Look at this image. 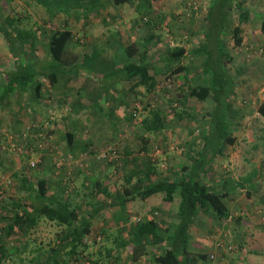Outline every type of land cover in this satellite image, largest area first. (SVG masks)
<instances>
[{"label": "trees", "instance_id": "1", "mask_svg": "<svg viewBox=\"0 0 264 264\" xmlns=\"http://www.w3.org/2000/svg\"><path fill=\"white\" fill-rule=\"evenodd\" d=\"M29 1L30 6L35 9H43L45 15L50 18L46 24L55 20L58 16H64L66 23L62 29L50 33L48 51L46 52L42 51L43 48L41 49L40 37L38 36L41 28H34L37 24L30 28H21L23 22L29 18L24 15L22 18L14 15L12 17L8 16L3 22H0V35L14 59L13 69L4 70L6 84L5 91L0 97V111L2 106H10L11 98L16 95L24 96L28 94L31 101L40 103L44 99V87L47 86L49 89L54 90L59 89L62 80H66L65 84H67L70 83L69 80L72 77H82L83 66L81 65H92L93 61L98 59L100 53L97 48L94 50L92 48L91 54L85 55L83 59L78 54L76 47L81 46V43L75 41V33L70 25L74 19L76 20L74 17L76 10L83 9L87 11V16L97 18L110 7L118 8L128 5L131 8L134 7L136 13L141 17L139 22L144 24L143 26L152 27L153 29L158 26H165L169 27L170 30L172 29L171 31L174 28L175 17L166 14L161 7L165 0H66L67 2L64 5H68V8L63 6L62 2L64 0ZM232 14H235L238 18V26L231 28L234 46L241 48L244 45L243 24L249 20L251 14L237 0H213L205 21L204 42L191 54V56L202 59L203 67L202 72L199 74L207 77L208 82L196 86L183 83L176 101L173 102L179 106L177 107L178 110H174L177 112L183 108H188V103L191 100L207 105V107L204 106V108L206 107L205 110L208 108L203 115V118L208 121V126L203 131L201 146L196 152L186 153L187 165L181 167L175 177H168L159 173L158 161L150 154L149 147L160 139V144L157 142L159 146L167 143L164 132L169 127L168 114L157 109L149 110L148 117L141 123L142 133L136 137L137 146L135 149L131 150L125 145L119 147L118 154L124 153L123 156L126 157L124 164L131 165L133 169L128 177L117 178L112 181L117 191L112 194L109 184H103L104 180H109L106 177L102 179L94 177V182L91 180L94 188L91 197L95 200L98 194L103 195L105 202H96L93 205L92 202L88 204L82 201L72 207L71 199L68 196L70 191L67 189L71 184L72 176L70 180L65 176V180L59 186L62 190V193L59 194L52 193V183L47 179L29 182L23 178L19 181L22 190L30 191L28 194L31 196V203H27L26 200L22 199L13 203V208L10 210L7 207H2L4 212L1 214L0 219L3 221L4 226L0 230V264H4L3 259L7 258L4 257V237L6 239L13 238L18 231L24 235L23 237H27L31 231H36L39 225L45 221L55 224L61 229L57 235V241H60H58L57 247L52 249L48 260L40 264H72L73 262H79V264H86V262H90V264H110L111 258L113 259L111 264H113L116 260L115 254L108 247L105 248L107 254L104 256L107 260H104L101 256H94L89 251L96 244L104 247V244L110 242V233L107 229H94V219L102 211H108L114 207L124 210L130 203L145 201L156 196H162L163 201L169 204H174L176 200L179 201V225L173 231H165L168 234L166 240H157L158 243L167 241L169 249L165 254L155 257L152 260L153 264L211 263L209 255L189 251L188 242L191 229L195 226L199 228L198 225L205 218L210 221L214 220L216 223L220 221L240 223L242 220L233 217L231 213V204L236 200L237 188L232 186L233 179L230 175L226 174L220 188L209 183V180H211L210 175L220 165L218 161L228 159L230 154L228 148H234L237 144V138L232 133L239 115V112L233 111V106L236 103L235 97L237 96L235 91L236 81L229 73L228 66L231 56L227 52L226 42L223 38L229 17ZM83 17L85 16L83 15ZM106 31L111 33L110 29ZM157 38L161 40L159 35L157 37L149 35L142 39V42H133L128 46L122 45V50L118 55L123 54V56H126V61L117 62L115 65L117 69L109 75L99 77L101 78L99 80H103L106 84L105 87L108 89L107 83H105L107 80H104L107 76L115 78L113 80H119L117 77L123 76L124 82L133 84L128 96L131 98L136 97L135 100L143 105L141 100L153 96L161 84L157 76L159 72L155 69L156 62H152L149 58L150 46L154 45ZM101 50L105 51L104 48ZM26 55H31L34 59L24 60L22 56ZM187 57L184 48L174 47L167 50L160 58V62L167 65V71L169 72L165 75L166 80H173L187 71L186 67L182 65ZM118 58L120 57L118 56ZM92 70V67H90V71ZM242 73L238 76L241 77ZM139 89H143L145 92L141 93ZM19 97L21 98V96ZM101 98L103 100V97ZM103 102L108 104L107 96ZM150 106L151 103H147L148 109ZM141 107L145 109L146 106ZM96 108L100 113L103 112L100 104ZM258 113L264 119V103L258 108ZM109 115L114 116L115 111L111 110ZM48 117V120L38 123L40 128L35 131L36 135L42 136L44 140L53 134L51 127L50 129L46 128L51 115ZM126 117L124 120L131 124L136 118V114L130 113ZM62 120L66 119L63 118ZM56 122L58 120L55 117L51 122V126L56 125ZM62 135V140L68 143L69 148H73L75 135L69 132H64ZM89 147V150H87L92 153V148ZM226 149L227 152H225ZM42 151H45V149ZM39 163H37V167ZM122 180L127 182L126 186L123 185V190L118 187ZM135 180L136 183L133 186ZM261 181H264L262 176ZM260 183V181L249 182L248 197L251 195L250 192L255 191ZM72 184L74 185L73 179ZM0 191L4 192L2 186ZM5 200L4 193L0 194V202ZM259 204L264 206V201H260ZM5 211L7 212L5 213ZM160 227L161 225L155 219L138 220L130 227L129 240L124 242L118 249L120 251L129 249V262L140 264V261L149 255L150 237L155 238L157 231L161 229ZM62 257H66V260L60 263L59 259ZM116 261L118 262V260ZM36 264H39V262H36Z\"/></svg>", "mask_w": 264, "mask_h": 264}, {"label": "rangeland", "instance_id": "2", "mask_svg": "<svg viewBox=\"0 0 264 264\" xmlns=\"http://www.w3.org/2000/svg\"><path fill=\"white\" fill-rule=\"evenodd\" d=\"M66 2L67 1L64 0L62 3L63 6L68 8V5H64ZM68 2L70 3V1ZM209 2L210 0H165L161 4V7L166 14L175 17L173 31L165 26L159 27L158 30L152 27H143V25L139 28L130 27V24H134V22L139 19V16H137L136 11L131 8V6L126 5L118 8H109V14L115 15V17H121L123 14L124 17L121 20L118 18H116L115 21L113 20L114 25L111 28V34L106 31L110 29L108 24L111 23V21L87 16V11L83 9L76 10L74 14L76 20L74 19L72 23H70L75 33V41L81 43L80 45L82 46L76 47V49L78 50L80 58L83 59L85 55L91 54L92 48L93 50L97 48L100 54L98 59H95V61H93L94 63L91 64L94 65L96 63L99 65L98 68L101 69L102 66L116 65L117 62L126 59V56H123V54L114 56V53L118 52L119 49L116 40L121 38V40L124 41L126 35H131L132 39L141 42L142 39L149 35H159L163 42L161 47L163 52L162 55H164L169 48H174L179 43L188 47L190 45L189 41L192 40L190 38V31H194L193 29L198 31L203 29V25L200 24V22L204 24L206 7ZM29 3V0H0V22H3L8 16L12 17L14 15L20 16L21 18L24 15L29 18H26L27 21L23 22L21 28H30L37 24L34 28H41L38 34L40 37L41 49L43 48L42 51L47 52L50 33L62 29L65 26L66 19L64 16H58L55 20L49 22V24H46L50 18L45 15L43 9H35L30 6ZM82 13L85 17H83V15L81 16ZM194 19L195 22H193L192 27L191 21ZM120 22L122 23L119 24ZM128 22H130L129 25L127 24ZM252 24V26L250 25L246 28L249 32L247 41L250 44L248 46L251 45L253 35L251 31L256 27L254 23ZM173 32H176L175 35H179L178 39L174 38ZM186 35L189 37L184 38ZM198 39L199 38H197V40ZM103 48L105 51L101 50ZM226 48L227 52L232 53L233 48L231 42L228 40H226ZM27 51L29 53V49ZM244 54H246L244 55V57H246L250 55V52ZM118 56L120 58H118ZM22 58H24V60L34 59L31 55L22 56ZM13 62V55L10 53V50L7 48L0 35V65H3L5 70H9L10 68L13 69ZM189 62V60L185 61V65H183L186 67L187 71L175 77L173 80H166L165 75L169 73L167 71V65L160 64L159 69L156 71L159 72L157 76L161 84L153 96L146 97L142 100L140 99L143 105L139 104L138 100H135L136 97L131 98L128 96L133 86L132 83L127 82L122 85L115 80V90L113 86L112 88L109 87L108 90L105 87L106 84H104L102 80L103 83L101 81V87L104 89H102L103 93L100 95L101 88L99 85L97 89V82L86 80L85 82L80 81V83H78L75 80L73 87L78 88L79 92L78 89H72V91L75 90L73 96L75 97L77 95L76 98L72 100L73 103L71 102L70 105L68 101L64 104V102L67 101L66 99L62 102L61 99L55 98L57 102L59 101L61 104L58 102L59 104L54 105V103L51 102V105H49L50 109H47L48 116L52 115L56 117L58 120L56 125H61L60 128L58 125L57 127L56 125L50 126L53 134L46 140H44L42 136L36 135L34 127L32 126L33 124H28L29 127L21 122L22 126H24L23 129L20 130V128H18L15 132V125L11 123L14 121L15 112H17V116L18 114L23 115L21 117L19 116L20 120L23 119L22 121L25 123H30V120L25 118L28 113L27 107L30 96L28 94L24 96L18 95L17 99L21 96L19 100L14 101L6 109L0 111V163L2 165L0 167V177L2 179H9L12 184L9 185L7 179L1 182L2 188L4 189V192H2L6 200L0 202V216L4 212L2 209L3 206L10 210L13 208V203L22 199L24 201L26 200L27 203H31V196L28 194L30 191L26 189L22 190V186L19 182L21 179L25 178L29 182L45 179L50 180L52 183V193L59 194L62 193L61 187L59 186L61 182L65 180V176H67L66 172L68 173L71 170L73 171L72 179L74 185L71 179V184L67 189L70 191L68 196L69 199H71L72 207H75L77 203L82 201L88 204L92 202L93 205H95L96 202H105L104 197L97 196L95 200L91 197L90 174H94L100 179L104 177L108 178L109 180H104L103 184H109L108 186L111 187L110 190L116 189L113 186V180L117 178L123 179V177L126 178L130 175L133 168L131 165L124 164L126 157L123 156L124 153L120 152L121 154H118L119 147L125 145L131 148V150L135 149L137 146L136 137L142 133L141 123L148 117L149 110L152 109L167 113V120L169 121L168 130L164 132L167 143L159 146L157 142L160 144V139L149 147L152 157L157 161H162L163 165L159 164V171L166 172L171 170L175 165L187 164L188 160L186 153L199 150L203 131L208 126V121L203 118V115L208 109L205 110L207 105L191 100L188 103V108H183L179 110V112L174 111L176 109L178 110L177 107L179 106L173 102L176 101L183 83L196 86L208 82L207 77L201 74L202 77L199 74L202 72V59L194 61V65H189ZM84 67H86V64ZM262 68H264V65H262ZM228 69L230 71L229 73L232 74L236 81L235 91L237 96L235 97L236 103L233 106V111L239 112V115L232 133L237 138V144L234 148H228V153H230L228 159H220L218 161L220 165H218V169L210 175L211 180H209V183L214 186H220L222 184L220 183V179L225 177L226 174L230 175L233 179L234 186L237 188L236 200L231 204L232 212L234 210L236 212H233L232 215L242 220L240 223H230L231 225L229 226L225 224L219 226V223H216L214 220L210 221L207 218L203 219V222L198 225L200 228L198 229L205 233L208 232L209 236L207 239L209 238V241H213L214 243L212 244V248H207L206 245H200V242H197V248L204 250V252H208L207 255H211L217 252L219 244L225 246V250L217 253L219 254L217 261H211L210 264H264V206L259 204L260 201H264V181H261V176L264 177V119L258 113V108L264 103V73H262L263 76L261 75L259 76L260 78H258L256 71H253L251 65H235L232 62H230ZM2 72H4V70H2ZM97 72L99 71L97 70ZM240 73L243 74L241 77L238 76ZM107 75L109 74L107 73ZM120 77L118 76L117 78L120 79ZM113 79L115 78L107 76L104 80H110L112 82L114 81ZM107 81H105V83H107L108 86L109 82ZM1 82L6 84V80ZM83 83L86 84L85 87H83ZM45 88L47 89V86ZM139 91L141 93L145 92V90L141 91L140 89ZM104 92L106 93L105 95L110 98L108 99L109 104L107 105L102 103L103 100L101 97L105 96ZM1 95L2 90L0 89V96ZM76 101L84 103L87 107L88 105L91 107L93 106L87 109V111L82 109L83 112L79 119H75L74 124H71L72 127H76L77 135H85V140L92 143V153H89L88 149L84 152H76L71 156H67L65 152L66 144L65 141L60 138L59 130L65 132L69 129V125L65 124L66 128L63 126L64 123L61 121L63 119L61 116H65L64 118L71 116L70 113H66L65 109L67 107H71L72 109V104ZM149 102L151 106L148 109L147 103ZM98 104L103 108L102 113L97 111L96 106H98ZM141 106L146 107L144 109ZM204 106L206 107L204 108ZM71 109L69 110L72 112L73 110ZM45 110L46 107L44 105L43 110L40 112V117H44ZM111 110L113 112L115 111L114 116L109 115ZM81 111L79 110L77 113L80 114ZM130 113L136 114V118L131 124L124 120L126 115L128 117ZM40 121L41 120H39V122ZM51 137L52 139H50ZM48 144L50 146L52 145L49 151L52 149L53 151H50L47 160H44L42 156V152L44 151L42 150L47 148L46 146ZM18 148L21 149L17 150ZM14 149H16V152L13 151ZM225 152H227V149ZM38 162H40L38 167H31L32 163ZM93 163L95 164L93 165ZM42 167H45V169L43 170ZM41 170H43V172H41ZM217 173L220 176H216ZM250 181H260L261 183L257 186L255 191H249L251 195L248 197V188L250 187L248 184ZM88 184H90L89 187L87 186ZM123 185H127L125 180L120 181L118 187L123 190ZM132 185L134 186L135 183ZM87 196H89V199L86 198ZM127 209L128 207H125L124 210H122L124 215ZM133 209L138 212V216L143 217L142 213L144 212L139 205H135ZM6 212L7 211H5V213ZM138 220L139 218H136L135 222ZM93 223L95 226L98 225L97 227L106 224V216L97 217L94 219ZM3 226L4 223L0 219V230ZM60 231L61 229L55 224L45 221L39 225L36 231H31L27 237H23L24 235H22L20 231H18L13 238L6 239L4 237V257L7 258L3 259V263H45L51 256L52 249L56 248V245L59 243L58 241H60H57V235ZM233 241L241 242V247L244 248L245 252L241 251V253L238 249L239 245L235 244ZM110 245L111 247L113 246V239L107 244H104V247L96 244L92 246L89 251L93 253L94 256H101L104 260H107L104 258L107 254L105 248L108 247L109 249ZM209 248L212 250H209ZM227 248H231V252H228ZM64 260H66V257L59 259V262L63 263ZM76 263L79 264V262H73L72 264ZM88 263L90 264V262H86V264Z\"/></svg>", "mask_w": 264, "mask_h": 264}, {"label": "crops", "instance_id": "3", "mask_svg": "<svg viewBox=\"0 0 264 264\" xmlns=\"http://www.w3.org/2000/svg\"><path fill=\"white\" fill-rule=\"evenodd\" d=\"M237 1L239 3H242L243 8L246 11H248L251 15H250L249 20L243 24V32H244L243 36H244L245 41H244V45L241 48H236L234 46V42H233L232 35H231V28L238 26V20H237L238 18L235 14H232L229 17L227 28L223 33V38H224L225 42H226V40L231 42V46L233 48L232 53L231 52L229 53L231 56L230 62H232L235 65H251V67L253 68V71H256L257 77L260 78L259 76H261V75L263 76L262 73H264V68H262V65H264V31H263V27H264V0H237ZM212 3H213V0H210L209 4L206 7L207 8L206 9V17H207V14H208L210 7L212 6ZM110 8H113V7H110ZM133 9H134V7H133ZM137 16H139V14H137ZM206 17L204 18V24H203V22H200V24L203 25L202 30L198 31V30L193 29L194 31H190V38L192 39L189 41L190 47L189 46L187 47L186 45L181 44V43H179L176 46V47L184 48L186 51V54L188 56L187 59L183 61L182 65H185V61H188V60L190 61L189 65H194L193 62L199 59L198 57L191 56V54H193L195 49L201 43L204 42L203 39L205 36L204 27H205ZM97 18L98 19L102 18V20L106 19L108 21H111V23L108 24V27L110 28V30H112L111 28L113 27L114 21L116 20V18L121 20L124 17H123V14L121 17H119V16L115 17V15H113L111 13L109 14V9H108L107 11H105V13H103V15H101L100 17H97ZM140 18L141 17L139 16V19ZM139 19H137L136 22H134V24H130V27H136V28L142 27V25H144V24L139 22ZM193 22H195V19L191 21L192 27H193ZM121 23L122 22H120L119 24H121ZM129 23L130 22H128L127 24L129 25ZM252 23H254V26H256V27H254L253 30L251 31V33H253V35H252L251 45L248 46L250 44L247 41L249 38V35H248L249 32L246 30V28L249 27L250 25L252 26L253 25ZM143 27H145V26H143ZM159 27H161V26H158L157 28H154V29L158 30ZM175 33L176 32H173L174 38L178 39L179 35H175ZM155 36L157 37L158 35H155ZM188 37L189 36L186 35L184 38H188ZM197 38H199V39L197 40ZM124 39L126 41L121 40V38L116 40L117 41L116 43L118 44L119 49H118V52L114 53V56H117L121 52V50H122L121 46L122 45L128 46L129 44L138 41V40L136 41V39L135 40L132 39L131 35L130 36L126 35L124 37ZM193 39H195V40H193ZM162 45H163V42L157 38L154 41V45L150 46V49H149V58L152 62L153 61L156 62V67H155L156 70L159 69L160 64H163L162 62H160V58H162V56H163L162 55L163 52L161 50ZM242 52H244V53L250 52V55L244 57V55H246V54H244ZM230 62H229V64H230ZM81 66H83L82 77H79V78L72 77L69 80L70 83H67V84H65L66 80H62L61 81L62 83L60 84V87L57 90L49 89L48 87L46 89L44 87V89H43L44 99L40 103L33 102L29 99L28 107H27L28 113H27V117H25V118L29 119L30 123H28V122L25 123L24 121H22L23 119L20 120L19 118L23 115L18 114V116H17L16 115L17 112H15L14 113V115H15L14 121L11 122L12 125H15V132L18 130V128H20V130L23 129L24 126H22L21 122H23L26 126L28 124L29 125L33 124L32 126L34 127V130L35 131L39 130L40 126L38 123H43L44 121L48 120V118H49L48 117L49 114L47 112V109H50L49 105H51V102L54 103V105L60 103L59 101H58L59 102L58 103L55 98L61 99L62 102H64L63 100L66 99L67 101L64 102V104L69 101L68 103L71 105V102L73 103L72 100H74L77 96L76 95L74 97L73 93L75 92V90L72 91V89H78L76 87H73V83L75 80L78 83H80V81L85 82L86 80H93V81L97 82L96 86L98 89L99 85H100V88H101L100 95H101L103 93L102 89H104L101 87L103 81L101 83V81L99 79H96V78L104 77V75H107V73L111 74L112 72H114L117 69V67L115 65H105V66H102V68L100 69V68H98L99 65H97L96 63L94 65H86V67H84V65H81ZM90 67H92V69H93L92 71H90ZM4 68L5 67L3 65H0V89L2 90V95L5 91V83L1 82V81L5 80L4 72H2V70H5ZM255 68H257L258 70ZM6 70H8V69H6ZM97 70L99 72H97ZM123 79H124V77L122 76V77H120L119 80H117V79L116 80H117V82H120L122 85H124V83H127V82H124ZM108 82H109L108 83V89H109V87L110 88H112V86L114 87V84H116V83H114L115 80L112 82L109 80ZM82 85H84L83 87H85L86 84L83 83ZM93 88H95V87H93ZM114 90H115V87H114ZM140 90L142 91L143 89H140ZM78 92H79V89H78ZM77 94H79V93H77ZM106 96L107 95H105L103 97V100L105 99ZM17 98H18V95L12 97L10 100L11 103H13L16 100H19ZM108 99H110V98H108ZM102 103H104V102L102 101ZM108 104H109V102H108ZM44 105L46 107L45 115H44V117H40V112H41V110H43ZM92 107L90 105H88V107H87V106H85L84 103H79L76 101L74 104H72V109H71V107L70 108L67 107L65 109L66 113H70L71 116L66 117L65 118L66 120H61L64 123V125L63 124L62 125L63 126H65V124L69 125V129L65 132H69V133L75 135L73 148H69L68 143L65 141V144H66L65 152H66L67 156L68 155L71 156L76 152H84L85 150L90 148L89 146H91L92 143L90 141L85 140V135L84 136H80V134L77 135V129L75 126L72 127V125L74 124L75 119H79L83 110L87 111V109L92 108ZM6 108H7L6 106H2L1 110L6 109ZM69 109H71L73 111L71 112ZM79 110L80 111L82 110L80 112V114H76L77 112H79ZM64 117L61 116V118H64ZM39 120H41V121L39 122ZM60 125H58L59 128H60ZM63 126H61V127H63ZM65 128H66V126H65ZM61 131L62 130H59L60 138L62 139L63 135H61V133H64V132H61ZM50 139H52V137ZM49 143H50V141H49ZM46 147L47 148H45V151L42 152V154H43L42 156H43L44 160H47L48 153L50 151H53V149L49 151V149H51L52 145L50 146L48 144ZM14 152H16V151H14ZM94 164L95 163H93V165ZM159 164L163 165L161 160L158 161V166H159ZM184 165H187V164L183 163V164L175 165L172 167L171 170H168L166 172H162V171L160 172L159 171V173H162L163 175H166L168 177L169 176L175 177L177 175L178 171H180L181 167H183ZM1 166L2 165L0 163V167ZM42 168H43V170L45 169V167H42ZM43 170H41V172H43ZM216 176H220V175L217 173ZM94 177L97 179V177L94 174H90V176H89L90 180H93ZM220 180H221L220 183H223V181L225 179H224V177H222ZM93 182H94V180H93ZM133 183H136V180ZM89 185L90 184H88L87 186L89 187ZM232 186L235 187L234 184H232ZM217 187H219V188L222 187V184L220 186H217ZM90 189H91V193H92V191L94 189L92 182H91ZM116 191H117L116 189L110 190V192L112 194L115 193ZM0 192L3 194L2 191H0ZM97 196L104 197L103 195H100V194H98ZM135 205H139V207L142 208L141 210H143V212H144V213H142L143 217L137 215L138 212H136V210L133 209L135 207ZM178 205H179V201H177V200L174 202V204L165 203L163 201L162 196H156V197H153V199H148L145 201H136V202L130 203L126 206V207H128V209H127V212L125 215L122 213L123 211L119 207H114L113 209H110L108 211H102V213H100L97 217L105 215L107 223L99 225V227H97L98 225H96V226L93 225V227L95 230L104 228V229H107L109 231L110 240L113 239V246L111 247V245H110L109 250L114 251L115 258H116V260H118V262L115 260V262L113 264H115L116 262H117V264H132L129 262V256H130L129 251L130 250L126 249L124 251L123 250L120 251L118 248L121 247L124 242L129 240V232L131 230L130 227L132 224L135 223L136 218H139V220H141V221L146 220V219H155L159 223V225H161L160 228L162 230L159 229L157 231V235L155 238L150 237L151 246L149 247V250H148L149 255L147 258H144L140 261V264H153L152 260L155 257L165 254L167 252V250L169 249V243L167 241H164L162 243H158L157 240H160V239L166 240V238L168 237V234H166L165 231H167V230L173 231L179 225ZM233 212H236V211L234 210ZM233 212H231V213L233 214ZM132 215H136V216H132ZM218 223H219V226H221L223 224H225L227 226L233 224V223L230 224V222H224V221H220ZM209 228H210V232H211V226ZM199 229L196 226L191 229L190 239L188 242V249H189V251H191L193 253H200V254H206L207 255L208 252H204V250H200L199 248H197V242H200V245H206L207 248L208 247L212 248V244L214 242L209 241V238L207 239V237L209 236L208 232L205 233L201 230L199 231ZM123 230H124V232H123ZM210 232H209V234H210ZM233 242L235 244L239 245L238 249L240 250V252L241 251L245 252L244 248L241 247V244H240L241 242H235V241H233ZM211 248H209V250ZM110 254H112V253L110 252ZM110 261L112 263L113 259L111 258Z\"/></svg>", "mask_w": 264, "mask_h": 264}, {"label": "built area", "instance_id": "4", "mask_svg": "<svg viewBox=\"0 0 264 264\" xmlns=\"http://www.w3.org/2000/svg\"><path fill=\"white\" fill-rule=\"evenodd\" d=\"M54 116H52L51 115V118H50V122H48L47 123V125H46V128H49L50 129V126H51V122H53V120H54ZM17 150H19V149H17ZM13 151H16V149H14ZM37 166V163H32L31 164V167L32 168H35ZM72 170L71 171H69L68 173H67V179L68 180H70V178H71V176H72ZM7 179V178H6ZM5 178H1L0 177V187L2 186V183L1 182H4L5 180H6ZM8 180V183H9V185H11V181L9 180V179H7ZM10 181V182H9ZM0 194H2L1 192H0ZM225 246L223 245V244H219L218 245V250H217V252L216 253H213V254H211V255H209V258H210V260L212 261V262H215V261H217V259H218V255L219 254H217L219 251H222V250H225V248H224ZM231 250V248H227V251L228 252H231L230 251Z\"/></svg>", "mask_w": 264, "mask_h": 264}]
</instances>
